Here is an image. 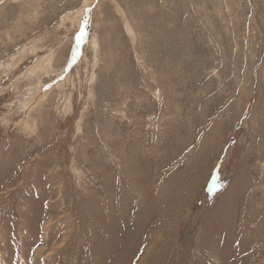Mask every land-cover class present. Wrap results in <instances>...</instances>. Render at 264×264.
Here are the masks:
<instances>
[{"label":"rangeland","instance_id":"1","mask_svg":"<svg viewBox=\"0 0 264 264\" xmlns=\"http://www.w3.org/2000/svg\"><path fill=\"white\" fill-rule=\"evenodd\" d=\"M0 264H264V0H0Z\"/></svg>","mask_w":264,"mask_h":264},{"label":"bare ground","instance_id":"2","mask_svg":"<svg viewBox=\"0 0 264 264\" xmlns=\"http://www.w3.org/2000/svg\"><path fill=\"white\" fill-rule=\"evenodd\" d=\"M17 61H19V60H17ZM37 65H38V64H37ZM29 74H30V73H29ZM36 77H37V76H36ZM65 79H66V78H65ZM26 89H27V88H26ZM40 89H41V88H40ZM40 89H39V90H40ZM31 93H32V92H31ZM46 93H47V92H46ZM49 93H50V92H49ZM33 94H34V93H32V95H33ZM33 97H34V96H33ZM38 98H39V96H38ZM26 99H27V98H26ZM33 99H34V98H33ZM42 99H43V98H42ZM42 99H41V100H42ZM24 102H26V101H24ZM23 104H24V103H23ZM31 106H32V105H31ZM31 108H33V106H32ZM4 255H5V254H4Z\"/></svg>","mask_w":264,"mask_h":264}]
</instances>
